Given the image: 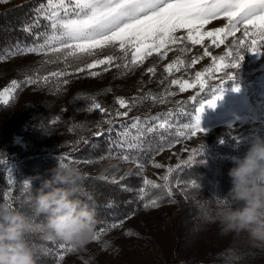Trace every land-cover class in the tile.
Returning a JSON list of instances; mask_svg holds the SVG:
<instances>
[{"label":"trees","instance_id":"16d2710c","mask_svg":"<svg viewBox=\"0 0 264 264\" xmlns=\"http://www.w3.org/2000/svg\"><path fill=\"white\" fill-rule=\"evenodd\" d=\"M42 2L0 3V53L20 44H36L49 33L43 18L31 32L24 30L33 22V10ZM36 33L42 34L39 40ZM239 33L236 39L243 38ZM177 51H170L165 58L170 62L177 60ZM105 55L116 56L117 64L127 63L118 49H106L95 56L79 58L64 51L46 50L22 54L14 64H0V93L13 79L21 83L28 78L38 81L24 84L8 104L0 102V203H7L30 218L31 231L26 238L37 249V264H57L70 245L60 238L49 240L45 217L34 211L40 180L49 177L59 162H66L59 156L62 153H70L71 161L67 163L84 175L81 193L92 194L89 203L96 212L95 233L105 229L99 240H91L73 251L75 258L68 264H264V246H255L247 233L223 234L217 219L219 208L228 203L227 194L232 186L228 175L233 166L231 157L242 156L254 135L264 136V118L255 125H235L202 134L198 140L180 137L195 109L190 97L200 93L195 94V89L181 92L180 85L171 83V72L165 71L168 63L155 56L131 71L122 66L104 72L102 65L76 71ZM153 66L156 72L147 73L146 69ZM89 71L100 75L92 77ZM52 72L70 75L52 77ZM64 80L69 83L64 84ZM206 93L204 90L202 95ZM151 96L158 99L154 101ZM120 97L132 105L130 116L140 117L142 122L147 120L149 125L163 122L153 121L152 117L171 113L167 119L172 127L145 137L144 151L110 148V144L119 142L118 133L129 130L136 135L135 130H130L133 121H115ZM94 102L100 103L107 113L89 111ZM109 128L113 131L108 132ZM98 131L104 134L95 136ZM180 142H187L188 148L154 180L163 183L162 177L169 175L171 198L162 190L144 185L145 176L140 171H127L118 179L114 174L95 173L96 168L122 162L123 155H129V161H137L136 164H150L163 150ZM193 149L199 154L190 165L185 164ZM142 187L146 190L143 199L139 191ZM153 198H160L158 206L145 208L144 204ZM119 221L123 223L118 228L109 227ZM148 244H157L164 260L141 254L140 247Z\"/></svg>","mask_w":264,"mask_h":264},{"label":"snow or ice","instance_id":"6c2138e0","mask_svg":"<svg viewBox=\"0 0 264 264\" xmlns=\"http://www.w3.org/2000/svg\"><path fill=\"white\" fill-rule=\"evenodd\" d=\"M8 2V0H0V3ZM33 22L26 25L24 30L31 32L32 28L38 27L40 19L43 18L47 22V27L51 34L47 36L43 43L26 46L22 49L25 53H43L45 50L52 53L67 52L77 58L82 56H95L106 49H118L124 54L127 63L124 65L117 64L116 56L105 55L103 59H94L92 63H87L84 67L78 68L77 72H85L91 70L98 65H102L103 71H109L110 67H124L129 71L134 70L144 64L146 60L152 57L163 59L167 57L170 51L179 49L180 51H190V48H181L182 44H190L192 46H204V57H212L214 68L213 75L218 72H224L223 77L216 76L219 84L211 89L212 98L201 100L198 96H192L195 111L191 116L192 122L184 124L185 131L179 133L180 137L188 139L196 137L199 133H204L206 129L201 127V114L205 110V106L215 107L216 102L222 98L224 85L229 80H234L233 72L225 71L226 69H236L243 60L242 49L247 48L248 51L261 54L264 51V0H44L34 10ZM227 21L223 27H217L211 30H205V26L214 20L221 19ZM241 26H243L241 28ZM183 31V35H180ZM237 32L242 33L240 39L235 38ZM41 33L35 36L39 40ZM233 37V47L229 48L226 56L213 57L209 47L205 44L206 40L211 41V45L217 48L225 44L228 37ZM53 45H59L54 47ZM203 57H194L192 64H196ZM226 58L230 62H225ZM3 59V57H0ZM219 60L220 63L216 64ZM183 61L174 60L168 64L165 71H180L179 67H175ZM147 73L154 74L156 68L148 67ZM208 70L206 69L205 72ZM70 75L65 72H52V77H63ZM88 75L96 77L100 72L89 71ZM196 77H204L199 81L201 91L211 88L207 85V76L205 73L197 72ZM48 80V77H44ZM37 80L28 78L23 83L13 79L9 88H5L4 92L9 93V99H0L3 104H8L13 95L24 84H36ZM64 84L69 83L68 80L63 81ZM173 85L180 84V91H186V86L191 87L187 80L180 81L173 79ZM234 91L239 90V85H234ZM171 95V93H170ZM3 93H0L2 98ZM157 100L156 96L150 97ZM163 103V98H159ZM120 108L127 109L123 112H116V116L127 117L132 105L124 98H117ZM98 110L100 113H107V109L100 103H93L89 111ZM171 113L166 114L163 122L148 124V121H141L140 117H134L130 124V130H135L136 135H131L129 130L118 133L119 142L110 144V148L115 146L126 152L144 151V138L157 130L171 128L172 125L167 119ZM153 121H159L160 116L151 118ZM109 124L112 120L107 121ZM142 125H144L142 127ZM112 132L113 129H107ZM104 133L98 131L95 136H102ZM170 146V145H169ZM163 150L162 148L160 149ZM199 154L196 149L192 150V154L188 157L185 164H191L194 158ZM113 155H116L115 153ZM124 162L130 160L129 155L120 157ZM138 163L137 161H133ZM68 165L67 162H62ZM142 169L144 166L138 164ZM154 167L160 168L161 164L156 163ZM180 166L177 165V168ZM171 173V167L168 168ZM107 179V177H102ZM163 183H158L152 179L145 177L143 184L150 186L152 189H159L171 198L173 196L172 187L169 185V175L162 177ZM28 182H25V187ZM141 199L144 198L145 188L139 189ZM162 198V197H161ZM7 199V197L5 198ZM160 198L148 200L145 208H156ZM123 221L112 223L110 228H118ZM104 228H100L93 237V241L100 239V234L104 232ZM49 239V238H48ZM51 240V239H49ZM63 247V246H62ZM72 245L67 247L68 252L75 251ZM63 258V256H61Z\"/></svg>","mask_w":264,"mask_h":264},{"label":"clouds","instance_id":"9594fccd","mask_svg":"<svg viewBox=\"0 0 264 264\" xmlns=\"http://www.w3.org/2000/svg\"><path fill=\"white\" fill-rule=\"evenodd\" d=\"M228 203L218 210L221 232L247 233L264 246V136L254 135L242 156L231 157ZM112 165H109L111 167ZM83 173L73 165H58L40 180L35 214L46 219L47 238H60L74 248L85 247L95 236L96 212L91 193L82 194ZM31 220L7 203H0V264H37V249L26 238Z\"/></svg>","mask_w":264,"mask_h":264},{"label":"rangeland","instance_id":"374dc122","mask_svg":"<svg viewBox=\"0 0 264 264\" xmlns=\"http://www.w3.org/2000/svg\"><path fill=\"white\" fill-rule=\"evenodd\" d=\"M17 2L23 1V0H15ZM227 23L226 20L223 18L217 19L209 23L205 26V30H211L217 27H223L224 24ZM243 26H241L242 28ZM237 32L235 36L238 34ZM241 33V32H240ZM239 33V34H240ZM51 34V31H49L48 34H46L42 41L36 43H43L44 40L47 38L48 35ZM180 35H183V31L179 33ZM242 35V34H241ZM233 37H228L225 41V44L220 45L219 48L212 46L210 40H206L205 44L209 47V50L212 52L213 57H220V56H226L229 48L233 47L232 41ZM35 44H20L18 46H15L10 49H6L3 52L0 53V57H3V59H0L1 65H10L17 63L21 60L22 54H31V53H25L22 51V49L26 46H32ZM59 46V45H53ZM181 48H190V51H180L177 49L176 53V59L177 61H183V63H178L175 67H179L180 71H175L174 69L171 70V76L173 79L184 81L187 80L189 85H193L191 87L186 86V89L193 90L195 89V94L200 93L198 96L201 100H207L212 98V91L211 89H214L218 84L219 80L216 79V76L223 77L225 80H227V77L224 76V72H218L213 75V58L212 57H204V46L196 45L192 46L190 42L188 44H182L180 46ZM46 51V50H45ZM261 51H264L262 49ZM243 52V60L240 61V66L236 69H226L225 71L233 72L235 79L229 80L224 85V92L222 95V98L219 99L216 102L215 107H208L205 106L204 112L201 114V127L206 129L204 133H199L196 137L191 138L193 140H198L197 137L201 138L202 134H210L214 133L215 131H218L219 129H231L235 125L242 126V125H255L258 124L259 121L264 118V53L257 54L253 53L247 50V48L242 49ZM36 54V53H33ZM174 54H172L173 56ZM194 57H203L200 59L196 64H192V59ZM165 61L168 64H171L169 59L164 58ZM163 60V59H162ZM225 62H230L226 58ZM220 61L217 60L216 64H219ZM167 66V65H166ZM165 66V68H166ZM208 70L205 72V70ZM169 72V71H167ZM201 72L205 73V76H207V85H210L211 88H208L206 91L207 93L205 95H202L199 81L203 80L204 77H196V73ZM239 85V90L234 91L233 87L234 85ZM11 85L7 84L6 86L2 87L1 93H3L2 99H7L9 96V93L4 92L5 88H9ZM180 85V84H177ZM181 86V85H180ZM195 107H198V105H195ZM122 108H120L117 112H123ZM195 109L191 111L189 114V117L187 119L188 123L190 124L192 122L191 116L194 113ZM135 116L128 115L127 117L122 116H116L115 115V121L117 123L121 122H128L133 121V118ZM166 117H160V121H164ZM187 138V137H186ZM188 148L187 142H180L172 145L169 149L163 150L161 153H159L152 161V163L143 165L144 167L141 169L138 164L128 161V162H116L112 164L111 167H104V168H96L95 173L96 174H103V175H111L114 174V177L116 179L121 178L122 175L127 170L128 163L130 164L129 170L132 172H138L140 171L142 174H144L145 177L154 180V178H160V175L163 173L165 167L169 166L171 161L177 157V155H180L182 152H184ZM70 153H62L59 156L62 157L63 160L66 162L71 161L69 159ZM73 161V160H72ZM161 164L162 167L156 168L154 167V164L156 162ZM91 168L94 166L91 164ZM141 254H152L153 257L157 260H164L162 254L159 252L158 245L156 244H148L146 246L140 247ZM63 256V258H61ZM60 256V260L57 264H68L69 262H72L75 258V255L72 254V252H68L67 250L64 251V253Z\"/></svg>","mask_w":264,"mask_h":264},{"label":"built area","instance_id":"2783aa9c","mask_svg":"<svg viewBox=\"0 0 264 264\" xmlns=\"http://www.w3.org/2000/svg\"><path fill=\"white\" fill-rule=\"evenodd\" d=\"M130 164H132V163H128V165H127V170H125V172L129 170V167H128V166H129ZM157 179H159V178H154V180H157Z\"/></svg>","mask_w":264,"mask_h":264}]
</instances>
